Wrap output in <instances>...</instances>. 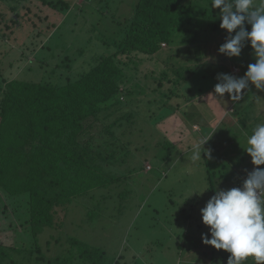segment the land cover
<instances>
[{"label": "rangeland", "instance_id": "1", "mask_svg": "<svg viewBox=\"0 0 264 264\" xmlns=\"http://www.w3.org/2000/svg\"><path fill=\"white\" fill-rule=\"evenodd\" d=\"M67 1L71 6L65 12L41 0H28L23 4L25 6L21 13L31 8L30 14L35 17L31 16L30 21L23 18L21 26H17L11 41L12 47H9L10 52L1 58L0 82L2 79H21L60 84L75 78L78 73L89 69L98 57L109 54L113 49L103 43V38L113 37L120 26L111 21L107 8L109 11L110 8L111 11L119 8L117 15L124 21L131 16L135 2ZM9 17L1 19V30L7 29L5 26ZM218 35L215 46L225 43L229 34L222 29ZM1 37L0 57L7 47L5 38L2 40ZM243 48L239 57L231 58L240 66H246V72L248 64L255 63V58L248 45L244 44ZM139 57L143 61L138 62L134 76H142V81L148 68L162 70L163 62L145 61L146 56L142 54ZM225 57L220 52L207 56L214 62ZM226 61L229 68L223 64L200 68L184 84V87L191 89L187 92L188 97L205 110L200 116L192 106L185 111L184 104H181L180 110L173 111V107H179L177 103L182 98L173 97L170 100L162 96V92H167L171 83L165 82L164 87H158L159 79L144 81L146 93L135 95L134 100H144L138 111L149 109L147 111L151 113L156 112L152 120L154 126H147L142 121L144 115L137 114V125L132 128L129 136V129L126 128L127 134L116 140L115 146L113 142L109 145L104 143L103 150L110 153L116 148L117 155L112 158L113 161L99 162L105 165L107 171L114 172L117 180L96 187L94 197L73 198L66 215L64 210H60L57 214V221L62 222L60 230L47 227L39 235L46 256L59 252L60 246L54 243V237L62 236L63 240L65 237L66 240L74 238L99 248L105 252V260L110 264H220L213 261L212 247L203 243L201 234L190 235L198 232L195 231V224L202 221L200 209L215 191L241 187L247 174L257 167L251 163V157L244 148L246 136L251 134L256 124L264 123V90L256 89L254 95L257 98L253 99L250 94L242 105L236 106L227 93L223 97L225 101L219 100V97H216L217 100L208 98L219 82L217 76L226 74L227 69H234V63ZM203 70L208 71L212 78L201 80L200 76L205 72ZM251 86L249 84L248 89ZM199 89H202L201 94L198 93ZM128 110L138 113L134 108ZM96 126L98 128L94 129V136L101 132L104 135L101 123ZM185 131L187 135L180 134ZM94 136L93 141L97 142ZM128 139L136 144L125 145ZM109 140L113 141V138ZM165 140L173 144L164 143L167 149L156 146ZM201 140H207L202 145L205 151L201 152L202 159L194 162L190 159L192 149ZM144 143L146 147L152 144L151 148L147 149ZM128 148H131L129 156L125 158L126 161H121ZM164 153H169V157L164 159ZM259 167L264 168V165ZM3 192L0 187V218L13 220L11 216H5L14 211L18 201L4 195L10 207L5 211ZM191 215L194 219L196 217L195 221H200L194 223ZM192 222L194 225L190 229ZM205 227L203 224L199 231L207 232ZM5 228L6 233L12 236L14 228ZM250 261L246 264H253L252 258Z\"/></svg>", "mask_w": 264, "mask_h": 264}, {"label": "trees", "instance_id": "2", "mask_svg": "<svg viewBox=\"0 0 264 264\" xmlns=\"http://www.w3.org/2000/svg\"><path fill=\"white\" fill-rule=\"evenodd\" d=\"M26 1L0 0V24L1 19L7 16H10L11 22L5 26L7 29L1 30L0 27L1 38H5L6 44L3 43L7 46L0 62L10 52L13 35L17 26H21L22 19L30 21L31 16L35 17L30 14L31 8L21 13ZM41 1L55 8L60 7L62 12L71 6L67 0ZM210 5L211 0H135L131 16L124 21L117 15L119 8L114 11L107 8L111 21L120 28L113 37L103 38V43L113 49L109 54L98 57L89 69L60 84L46 80L2 79L0 187L4 190L3 197L17 199L18 204L13 212L5 216H11L16 224L13 220L0 218V264H110L105 260V252L99 248L74 238L66 240L65 237L63 240L62 236L54 237V243L60 246L59 252L48 257L42 250L39 235L47 227L60 230L62 222L57 221V214L64 210L66 215L73 198L94 197L96 187L117 180L114 172H108L105 165L99 162L113 161L112 158L117 155L116 148L107 153L102 147L104 143L109 145L111 142L115 146L116 140L125 137L127 129L129 136L137 125V114L144 115L142 121L147 126H154L152 120L156 112L151 113L147 111L149 109L138 111L144 100H134L135 95L146 93L144 86L147 79H159L158 87H164L165 82L171 83L162 96L170 100L173 97L182 98L177 103L179 107H173V111L180 110L181 104H184L185 111L192 106L200 116L205 110L195 105L187 94L191 89L184 87L196 70L217 64L229 68L226 60H231L234 69H227L226 74L239 78L242 71L244 75L246 66H240L235 59L226 56L214 62L207 58L219 53L221 45L215 46V38L222 30L219 9H212ZM245 28L250 31V25L245 24ZM244 44L250 47V42ZM139 54L146 56L145 61L163 62L162 70L148 68L143 81L142 76H134L138 62L143 61ZM203 71L201 80L211 77L208 71ZM248 90L240 101L234 102L235 106L242 105L250 94L253 99L257 98L254 85ZM198 93L201 94L202 89ZM128 108H134L138 113L130 112ZM210 110L213 112V109ZM98 123H101L105 134L101 132L94 136ZM139 124H142L141 120ZM180 134L185 136L187 131ZM93 136L97 137V142L93 141ZM164 143L173 144L165 140L156 146L164 149ZM131 144L136 142L128 139L125 143L128 146ZM151 145L146 147L145 144V147L150 149ZM130 150L126 149L121 161H126ZM169 155L164 153V159ZM105 176L109 178L105 179ZM102 179L104 181H100ZM2 199L3 208L9 210L6 198ZM193 217L190 216L194 223L200 221H195L196 217ZM192 225L193 222L190 229ZM195 225L198 232L190 236L201 234L210 238L208 227H205L207 232L199 231L202 221ZM6 226L14 228L12 236L6 233ZM211 249L214 262L227 264L230 253L214 247ZM250 262L248 258L243 264Z\"/></svg>", "mask_w": 264, "mask_h": 264}, {"label": "clouds", "instance_id": "3", "mask_svg": "<svg viewBox=\"0 0 264 264\" xmlns=\"http://www.w3.org/2000/svg\"><path fill=\"white\" fill-rule=\"evenodd\" d=\"M210 6L219 9L220 28L229 34L219 52L229 58L239 57L247 41L255 63L248 64L239 78L219 74V82L208 98L217 100L216 97L223 98L227 93L233 102L240 101L249 84L264 90V0H211ZM245 24L250 25V31ZM207 140L193 147L192 161L202 159L201 152L205 151L202 145ZM244 150L257 167L247 174L241 187L216 190L200 209L202 223L210 233V238L204 235L202 240L206 245L230 253L227 264H243L248 258H252L253 264H264V168L259 167L264 165V123L256 124L246 136Z\"/></svg>", "mask_w": 264, "mask_h": 264}, {"label": "crops", "instance_id": "4", "mask_svg": "<svg viewBox=\"0 0 264 264\" xmlns=\"http://www.w3.org/2000/svg\"><path fill=\"white\" fill-rule=\"evenodd\" d=\"M219 100H221V101H225V100H223V99H219ZM212 251V250H211ZM219 251H221V250H219ZM213 252V251H212Z\"/></svg>", "mask_w": 264, "mask_h": 264}]
</instances>
